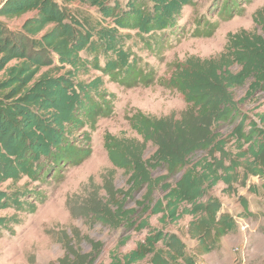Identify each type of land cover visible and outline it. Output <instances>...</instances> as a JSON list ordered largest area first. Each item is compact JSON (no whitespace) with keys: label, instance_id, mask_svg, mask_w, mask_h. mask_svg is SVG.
Wrapping results in <instances>:
<instances>
[{"label":"trees","instance_id":"1","mask_svg":"<svg viewBox=\"0 0 264 264\" xmlns=\"http://www.w3.org/2000/svg\"><path fill=\"white\" fill-rule=\"evenodd\" d=\"M194 2L5 0L0 7V210L15 212L0 216V233H14L21 214L34 213L46 198L39 189L16 187L18 182L25 177L41 182L90 156L89 128L95 130L101 118L114 113L116 95L106 88L105 77L127 87L153 82L133 47H151ZM30 13L20 28L7 23ZM253 20L256 28L230 33L218 56L193 55L175 64L165 85L185 98L180 118L138 110L129 121L141 139L106 133L108 157L128 176L129 188L118 187L110 171L70 212L90 227L123 228L121 245L130 240L129 231L148 230L130 251L113 252L110 264H197L198 256L219 249L237 230L235 217L222 211L223 202L210 190L223 182L225 192L237 193L235 186H246L250 176L260 177L264 186V111L254 120L245 109L264 98V5ZM148 143L155 150L146 158ZM161 169L165 172L157 175ZM6 182L11 185L2 188ZM242 204L247 210V199ZM157 214L161 222L192 217L188 231L197 242L195 254L178 233L153 227L150 218ZM60 242L65 253L51 264H104L97 263L104 243L78 227L62 232Z\"/></svg>","mask_w":264,"mask_h":264},{"label":"rangeland","instance_id":"2","mask_svg":"<svg viewBox=\"0 0 264 264\" xmlns=\"http://www.w3.org/2000/svg\"><path fill=\"white\" fill-rule=\"evenodd\" d=\"M125 5L127 0H119ZM5 0H0V7ZM264 5V0H195L184 8L179 23L174 28L160 32V40L152 41L151 47L139 43L133 49L140 56V65L153 73V82L149 85L127 87L109 77H105V86L115 93L114 113L99 120L97 128L91 130L92 153L79 165L68 166L60 171L47 174L43 181L23 178L16 187L39 189L46 198L38 205L34 213H22L21 222L14 225V233L5 229L0 233V264H51L65 253L60 238L62 232L69 234L78 227L104 243L103 251L97 263L110 264L113 252L123 255L133 249L138 241L147 235L148 230L129 231L131 238L125 244L120 241L127 231L113 229L101 223L90 227L83 218H75L70 212L71 205H79L87 195L90 185L99 187L103 183L102 175L112 171L115 184L128 189V176L123 169L111 163L104 145L106 133L129 138L142 137L131 128L129 117L138 110L155 116H174L180 118L187 108L184 96L178 90L165 85L175 64L183 62L189 56L209 58L224 51L228 35L241 29L254 30L256 24L253 15ZM27 14L20 19L7 21L11 28H20ZM13 63V62H12ZM99 74V72H97ZM4 72L0 73V79ZM245 93L237 90V97ZM254 120L258 112L264 111V98L245 106ZM228 131L226 132V135ZM155 147L148 143L146 158ZM161 169L156 174L164 173ZM11 182L1 184L7 188ZM252 186V190L249 187ZM237 193H228V186L219 182L210 190V195L219 197L223 202L222 211L233 215L237 221V230L226 235L219 249L198 256L197 264H264V186L258 176H250L246 186L236 185ZM93 188V189H94ZM93 189H90L91 191ZM88 191V190H87ZM103 191V190H102ZM160 195V193H156ZM139 197V195L137 196ZM247 199L248 209L242 204ZM130 205H134L131 201ZM13 208L0 210V216L12 215ZM161 214L152 215L150 222L154 228L176 232L187 244L191 254H195L196 240L188 231L192 219L184 215L176 222H161ZM85 249L90 246L83 244ZM238 248L236 251L235 249ZM139 264H148L147 261Z\"/></svg>","mask_w":264,"mask_h":264},{"label":"built area","instance_id":"3","mask_svg":"<svg viewBox=\"0 0 264 264\" xmlns=\"http://www.w3.org/2000/svg\"><path fill=\"white\" fill-rule=\"evenodd\" d=\"M239 247H237L235 250L237 251Z\"/></svg>","mask_w":264,"mask_h":264}]
</instances>
